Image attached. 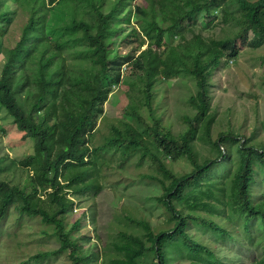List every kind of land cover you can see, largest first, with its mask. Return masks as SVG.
<instances>
[{"label": "trees", "instance_id": "1", "mask_svg": "<svg viewBox=\"0 0 264 264\" xmlns=\"http://www.w3.org/2000/svg\"><path fill=\"white\" fill-rule=\"evenodd\" d=\"M129 1L0 0V109L33 144L21 161L0 157V226L11 209L39 219L53 227L59 247L37 258L64 254L68 264H264V187H257L264 183V142L232 129L213 139L210 94L215 70L238 56L237 40L255 49L264 43V0ZM54 11L64 16L59 28L48 26ZM218 15L232 35L196 31L201 17L208 27ZM123 75L130 121L110 124L103 144L93 147L104 102ZM180 77L194 81L193 112L173 133L163 121L165 83ZM200 146L212 156H201ZM110 152L123 161L149 158L159 175L150 178L162 190L156 201L173 226L154 233L148 221L125 214L141 235L117 232L109 247L115 256L102 261L83 249L81 235L72 237L81 216L70 225L67 218L74 198L99 194L97 175ZM181 158L191 170L176 176L165 160ZM189 224L236 246L213 250L187 232ZM230 227L244 236L255 230L256 250H241Z\"/></svg>", "mask_w": 264, "mask_h": 264}, {"label": "rangeland", "instance_id": "2", "mask_svg": "<svg viewBox=\"0 0 264 264\" xmlns=\"http://www.w3.org/2000/svg\"><path fill=\"white\" fill-rule=\"evenodd\" d=\"M137 2L130 0L129 5L133 6ZM202 20L201 17L196 31L201 32L205 38L230 36L235 30L232 25L222 22L221 15H218L208 27L204 26ZM63 22L64 16L54 11L50 14L48 26L59 28ZM165 40L168 43L171 41V44L177 42L172 41L167 34ZM236 45L237 58L229 60L226 66H221L212 75L211 112L215 114L212 137L215 139L219 132L232 129L240 136L246 137H250L253 132L256 142H264V43L256 49L241 44L240 40H237ZM119 50L124 52L126 48L120 47ZM3 58L5 53L0 48V61H3ZM122 77L121 85L113 88L104 102V117L98 121L97 131L92 140L93 147L103 144L110 124L119 123L121 120L130 121L123 114L127 104L125 94L127 76ZM165 86L163 121L171 124L173 133H178L186 124L184 119L190 118L193 112L189 98L195 91L194 81L180 77L166 82ZM143 118L150 124L147 113H143ZM11 120L0 109V157L7 155L9 159L21 161L32 153L33 144L29 139L23 138V133L16 129ZM134 123L138 129L144 131L138 121ZM199 152L201 156H212L201 146ZM102 158L106 161L97 175L101 188L99 194L83 196L79 202L74 198L75 206L72 214L68 215L67 224L70 225L80 215V233H74L72 237L77 239L81 235L80 245L83 249L96 252L100 259L105 261L115 256L109 247L117 232L141 235L139 229L123 219L125 214L148 221L154 233L168 230L173 224L165 209L156 201L162 190L159 184L150 178L158 174L149 158L140 160L137 155L123 161L118 154L111 152L104 154ZM165 163L176 176L184 175L191 170L185 158L176 162L166 159ZM259 178L264 181V176ZM257 187L260 191L263 190L264 183L259 182ZM77 203H80L81 208H77ZM228 230L231 234L237 235L238 247L241 250H256L255 230H251L253 234L251 236H244V232L235 227ZM187 232L213 250L229 246L232 253L231 250L233 251L236 246L207 233L203 234L190 224ZM52 233L53 227L37 218L19 217L15 210L11 209L0 226V264H21L22 261H25V264H68L64 254L37 258V254L58 249L59 241ZM224 255L225 252H222V257Z\"/></svg>", "mask_w": 264, "mask_h": 264}]
</instances>
